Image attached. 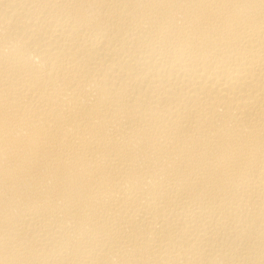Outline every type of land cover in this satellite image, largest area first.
<instances>
[{
	"label": "bare ground",
	"instance_id": "1",
	"mask_svg": "<svg viewBox=\"0 0 264 264\" xmlns=\"http://www.w3.org/2000/svg\"><path fill=\"white\" fill-rule=\"evenodd\" d=\"M0 264H264V0H0Z\"/></svg>",
	"mask_w": 264,
	"mask_h": 264
}]
</instances>
